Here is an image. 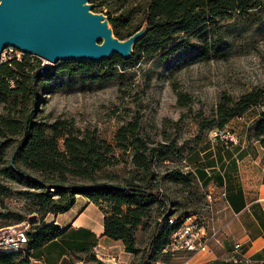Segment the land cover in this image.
<instances>
[{
	"label": "rangeland",
	"instance_id": "1",
	"mask_svg": "<svg viewBox=\"0 0 264 264\" xmlns=\"http://www.w3.org/2000/svg\"><path fill=\"white\" fill-rule=\"evenodd\" d=\"M262 1L260 8L250 10L245 15H235L231 19L221 18L219 22L209 24L202 36V39L206 38L205 45L208 46L209 53L198 54V50L204 45L203 41L191 36L190 32H181L176 41L182 40L183 46L173 54H168L171 44L148 48V52L144 51L137 63L129 68H121L118 63L111 66L104 64V60L115 59L117 56L114 54L98 62L69 59L66 62H70L71 66L84 62V70L40 79L36 84L37 98L33 104L36 117L50 123L57 118L67 120L81 130H93L113 146L116 144L117 128L137 118L139 135L147 139L149 145L161 142L167 144L168 158L161 163L152 160L159 178L163 172L184 171V165L193 161L191 159L195 152L210 146L211 129L222 123L220 118L224 110H231L235 115L240 113L248 96L256 102L250 107L264 108V0ZM128 2L109 1L115 7L113 14L120 15L115 29L121 36L134 30L144 15L141 6L130 10L125 8ZM93 11L106 14L108 9L97 6ZM5 49L0 55V63L8 61L12 54L17 56L15 49ZM24 56L29 65L37 67L47 65L50 68L62 63L58 61L51 65L44 58L27 52L19 54L17 59ZM89 68L91 71L86 70ZM220 106L222 112L219 110ZM60 146L63 148L62 144ZM12 147L7 150V158L10 157ZM122 151L116 149L117 153ZM123 153L122 158L130 154L129 151ZM2 165L0 162V167ZM123 166L130 167V164L123 163ZM110 168L115 171L120 166ZM176 175L158 178L160 191H164L169 198L171 213L178 215L202 210L206 193L201 189L196 175L193 172H182L187 178L178 175L180 178L175 179ZM21 190H25L23 185L0 174V227L28 221L29 215L37 214L32 208V200ZM212 203L215 204L214 200ZM218 207V204L214 206L216 225L219 224L216 219ZM223 211L225 210L222 209L221 214ZM157 212L153 209L144 219L146 229L135 231L138 236L137 244L141 247L148 242L149 231L155 224ZM203 256L208 257L206 254ZM217 256L223 259L226 255H221V250H218ZM20 257H17L15 264H28L19 263ZM160 257L161 253L158 251L159 262ZM188 258V254L179 252L167 255L163 263L208 262L188 261Z\"/></svg>",
	"mask_w": 264,
	"mask_h": 264
},
{
	"label": "trees",
	"instance_id": "2",
	"mask_svg": "<svg viewBox=\"0 0 264 264\" xmlns=\"http://www.w3.org/2000/svg\"><path fill=\"white\" fill-rule=\"evenodd\" d=\"M109 1L91 0L93 8L107 7L109 24L117 37H128L142 23L148 27L135 42L128 59L113 53L117 56L115 59L103 61L110 66L118 63L121 68L135 65L144 51L162 44H171L168 54H173L183 46L182 40L176 41L181 32H190L191 36L203 41L198 54L209 53L206 38L202 39L209 24L219 22L221 18L245 15L263 5L262 0H128L125 8L130 10L141 6L144 15L134 30L121 36L115 29L120 15L113 14L115 7ZM83 63L71 66L70 62L64 61L41 73V66L29 65L25 56L21 59L13 56L0 63V162L3 164L0 174L25 187L21 191L32 200V208L38 214L26 232L28 241L25 249L15 252L0 250V264H15L18 256H21L19 263L31 264L30 249L45 244L62 232L60 225L46 221L45 217L68 210L77 194L99 205L104 212L103 234L115 240L121 239L124 249L138 256L135 264H155L158 251L162 262L167 255H171L163 253L162 248L179 221L168 223L166 216L172 214L169 198L164 191H160L159 179L173 177V174H177L175 179L180 178L178 175L187 178L182 172H189H163L159 178L152 160L161 163L168 158L167 144L149 145L147 139L139 135L137 118L117 128L116 144L113 146L93 130H81L67 120L57 118L50 123L36 117L33 104L37 98L38 81L55 75L77 73L84 70ZM86 70L91 71L90 68ZM251 104L256 102L248 96L245 107L236 115L231 110H221L220 106L219 110L223 112L219 126L235 116H242ZM259 113V119L249 126L248 139L256 140L264 147V108ZM11 147L12 152L7 158V150ZM116 149L129 151L130 154L122 158L123 151L117 153ZM123 163H129L130 167H124ZM112 166H120V169L114 171L110 168ZM153 209L158 211L155 224L149 231L147 244L141 247L137 244L135 229L139 224L143 229L147 228L144 219ZM205 264L244 263L215 258Z\"/></svg>",
	"mask_w": 264,
	"mask_h": 264
},
{
	"label": "crops",
	"instance_id": "3",
	"mask_svg": "<svg viewBox=\"0 0 264 264\" xmlns=\"http://www.w3.org/2000/svg\"><path fill=\"white\" fill-rule=\"evenodd\" d=\"M259 111L250 107L241 117L227 122L238 133L235 144L211 143L195 152L189 163L201 189L213 195L214 206L220 205L216 208V219L223 230L219 242L212 243L213 252L208 257L195 254L188 256V261L205 263L220 258L218 250L225 258L239 241L250 261L264 264V147L248 139L249 126L259 119ZM222 190L224 196L220 195ZM103 215L98 204L77 194L68 210L45 217L46 221L60 225L62 232L30 249L31 264H135L138 258L124 249L121 239L103 234ZM136 230L141 231L142 226L139 224ZM134 235L138 242L137 233ZM95 245L103 260L92 251Z\"/></svg>",
	"mask_w": 264,
	"mask_h": 264
},
{
	"label": "water",
	"instance_id": "4",
	"mask_svg": "<svg viewBox=\"0 0 264 264\" xmlns=\"http://www.w3.org/2000/svg\"><path fill=\"white\" fill-rule=\"evenodd\" d=\"M147 29L142 23L128 37H117L108 16L93 11L91 0H0V55L13 46L51 65L69 59L98 62L113 53L128 59ZM48 68L42 65L39 73ZM36 219L33 213L28 222Z\"/></svg>",
	"mask_w": 264,
	"mask_h": 264
},
{
	"label": "built area",
	"instance_id": "5",
	"mask_svg": "<svg viewBox=\"0 0 264 264\" xmlns=\"http://www.w3.org/2000/svg\"><path fill=\"white\" fill-rule=\"evenodd\" d=\"M15 49L16 58L23 52L13 46L7 49ZM15 55H11L13 57ZM241 117V116H239ZM211 143L222 141L226 144H235L238 141V133L233 130L227 123L222 126L214 127L210 132ZM186 162V160H184ZM184 172H193L192 166L189 164L184 165ZM221 196L225 195V190L221 191ZM205 205L202 210H195L192 213L185 214H169L167 220L169 224H175L179 221L178 225L170 232V237L167 243L162 248L163 253L175 255L186 253L188 256L195 254H211L213 252L212 243L219 242V237L222 232L223 226L216 225L214 219V204L212 203L213 195L210 192L205 194ZM163 218V217H162ZM158 221H162L161 218ZM30 222L24 221L22 223H14L5 227H0V250L3 251H23L27 244L26 232L29 230ZM228 253V260L234 263L242 262L244 264H253L252 261L244 254L241 248V243H235ZM92 251L95 255L103 260V255L98 251V248L93 246ZM187 261V260H186ZM156 264V263H155Z\"/></svg>",
	"mask_w": 264,
	"mask_h": 264
},
{
	"label": "bare ground",
	"instance_id": "6",
	"mask_svg": "<svg viewBox=\"0 0 264 264\" xmlns=\"http://www.w3.org/2000/svg\"><path fill=\"white\" fill-rule=\"evenodd\" d=\"M48 63V62H47Z\"/></svg>",
	"mask_w": 264,
	"mask_h": 264
}]
</instances>
